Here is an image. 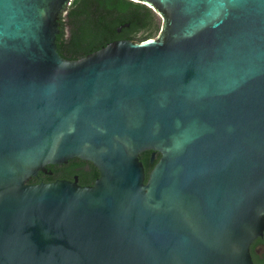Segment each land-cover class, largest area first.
Returning a JSON list of instances; mask_svg holds the SVG:
<instances>
[{
  "label": "water",
  "instance_id": "1",
  "mask_svg": "<svg viewBox=\"0 0 264 264\" xmlns=\"http://www.w3.org/2000/svg\"><path fill=\"white\" fill-rule=\"evenodd\" d=\"M72 1L0 0V264H253L264 0H130L159 33L70 60ZM73 159L93 185L29 183Z\"/></svg>",
  "mask_w": 264,
  "mask_h": 264
},
{
  "label": "trees",
  "instance_id": "2",
  "mask_svg": "<svg viewBox=\"0 0 264 264\" xmlns=\"http://www.w3.org/2000/svg\"><path fill=\"white\" fill-rule=\"evenodd\" d=\"M153 11L130 0H73L60 17L61 34L56 38L57 52L66 59H79L106 44L116 40L142 42L153 37L158 26L155 24ZM129 24V27H118ZM151 152L139 155L143 165L145 182L149 172L159 159L156 153L154 162H150ZM47 170L52 175L38 174L29 180L30 184L43 181L67 179L73 181V175L78 177V185H93L99 177L98 170L90 162L73 159L67 164L49 165Z\"/></svg>",
  "mask_w": 264,
  "mask_h": 264
},
{
  "label": "flooded vegetation",
  "instance_id": "3",
  "mask_svg": "<svg viewBox=\"0 0 264 264\" xmlns=\"http://www.w3.org/2000/svg\"><path fill=\"white\" fill-rule=\"evenodd\" d=\"M49 172L51 174H48V175L51 176L52 175L51 170ZM75 176L77 177V175H73V177H72L73 180H74ZM63 180H67V179H63ZM76 180L78 182V177ZM89 186H91V185H89ZM250 259H251L253 264H264V230L262 231V233L260 235L256 236L250 242Z\"/></svg>",
  "mask_w": 264,
  "mask_h": 264
},
{
  "label": "rangeland",
  "instance_id": "4",
  "mask_svg": "<svg viewBox=\"0 0 264 264\" xmlns=\"http://www.w3.org/2000/svg\"><path fill=\"white\" fill-rule=\"evenodd\" d=\"M152 11H153V10H152ZM153 13H154V15H155V19H154L155 24L158 26L157 31H155V33L153 34V37H155V36L159 33V31H160L161 18H160V16L157 15L154 11H153ZM153 37H151V38H153Z\"/></svg>",
  "mask_w": 264,
  "mask_h": 264
}]
</instances>
